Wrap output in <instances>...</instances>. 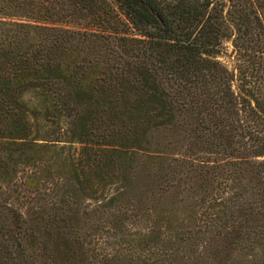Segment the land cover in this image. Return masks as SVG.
Segmentation results:
<instances>
[{"label":"trees","instance_id":"16d2710c","mask_svg":"<svg viewBox=\"0 0 264 264\" xmlns=\"http://www.w3.org/2000/svg\"><path fill=\"white\" fill-rule=\"evenodd\" d=\"M261 71L264 0H0V264H264Z\"/></svg>","mask_w":264,"mask_h":264},{"label":"rangeland","instance_id":"374dc122","mask_svg":"<svg viewBox=\"0 0 264 264\" xmlns=\"http://www.w3.org/2000/svg\"><path fill=\"white\" fill-rule=\"evenodd\" d=\"M216 59L219 60L221 63H223L228 69H232L233 67L237 69V67H239L240 70L246 71L245 74H247L248 71H251L249 65L250 62L241 59L238 60V57H236V55L234 54L233 47L229 40L222 41L219 52L216 54ZM260 73L264 75V71H261ZM262 89L264 90V84L262 86ZM46 125H49V127L54 128V124L51 123L50 121H47ZM59 144H65V147L67 146V143L61 142ZM69 148H70L69 152L72 153V157L76 158L77 157L76 152L79 149L78 145L72 143ZM106 192H107L106 196L108 197L109 194L112 192V190L108 189L106 190ZM15 193L17 192L13 191V195ZM101 203L102 201L100 198L93 199L89 197L82 198L81 201L79 202V205L83 207L85 211V216L87 217L86 219H83L85 221L84 225L85 226L87 225L86 239H89L90 245H92L99 252H103V251L113 252L115 249H120V251L126 252L127 251L126 249L129 247V244L128 243L124 244L125 248L116 247L115 241L118 239L119 235H123V234L125 236L131 235L130 237H132V235L136 236L138 232H141L143 222H141L137 218H135L134 220H126L124 222L123 227H121L123 233L118 232L116 237H113L110 235L111 229L109 227V223L106 222V220L110 218L108 216V212L102 211L101 207H98V205H100ZM96 214H99V219H96L97 218ZM96 223H99V225H96ZM91 226H93L92 227L93 230L91 228H88ZM90 230L93 232V234H90Z\"/></svg>","mask_w":264,"mask_h":264}]
</instances>
